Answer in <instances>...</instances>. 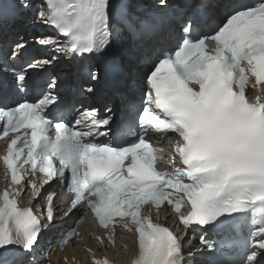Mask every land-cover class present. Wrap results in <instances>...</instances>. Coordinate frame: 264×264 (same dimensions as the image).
Masks as SVG:
<instances>
[{"label": "snow or ice", "instance_id": "obj_1", "mask_svg": "<svg viewBox=\"0 0 264 264\" xmlns=\"http://www.w3.org/2000/svg\"><path fill=\"white\" fill-rule=\"evenodd\" d=\"M233 2L211 34L193 36L189 21L174 49L152 62L135 118L119 139H98L110 136L114 117L108 107L103 116L94 108L79 110L74 123L50 119L49 108L56 103L51 92L0 108V139L11 134L0 156L7 185L0 190V251H35L56 217L57 192L50 188L44 193L43 185L60 181L68 204L64 216L83 206L101 228L111 226L105 235L113 244L116 227L134 233L130 264H183L182 240L142 212V206H149L158 218L165 205L187 231L214 228L235 217L240 227L250 223L245 247L251 250L238 264H264V0ZM159 5L167 8L168 0ZM13 7L27 9L31 3L18 0ZM112 9V0H44L36 19L66 39L59 43L39 36L36 43L60 55L103 52L117 29L137 27L124 17L114 21ZM56 59L31 62L28 68H43ZM89 76L100 79L95 71ZM15 80L23 88L25 73ZM247 91L257 94L249 98ZM170 133L175 134L167 158L171 171H160ZM129 135L134 139L129 141ZM177 162L181 166L175 167ZM38 173L41 182L35 179ZM25 194L29 205L21 207L19 198ZM42 196L37 214L31 204ZM95 239L104 243L101 236ZM201 244L215 247L205 237ZM93 264L115 262L93 257Z\"/></svg>", "mask_w": 264, "mask_h": 264}, {"label": "bare ground", "instance_id": "obj_2", "mask_svg": "<svg viewBox=\"0 0 264 264\" xmlns=\"http://www.w3.org/2000/svg\"><path fill=\"white\" fill-rule=\"evenodd\" d=\"M165 44L168 45V43H165ZM0 188H1V185H0ZM130 249H131V244L129 243V238H126L123 240V246L121 248H119L118 250L111 248V253L108 259L113 260L115 258H123L125 254L130 251ZM90 264H93V261Z\"/></svg>", "mask_w": 264, "mask_h": 264}]
</instances>
